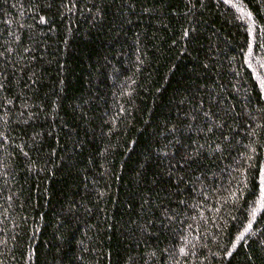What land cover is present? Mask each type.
Segmentation results:
<instances>
[{
    "label": "trees",
    "instance_id": "trees-1",
    "mask_svg": "<svg viewBox=\"0 0 264 264\" xmlns=\"http://www.w3.org/2000/svg\"><path fill=\"white\" fill-rule=\"evenodd\" d=\"M0 264H264V0H0Z\"/></svg>",
    "mask_w": 264,
    "mask_h": 264
}]
</instances>
